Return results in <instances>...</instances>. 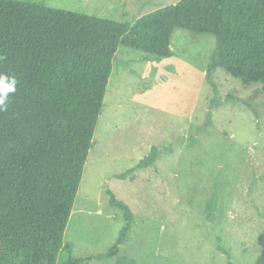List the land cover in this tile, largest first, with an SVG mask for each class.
Here are the masks:
<instances>
[{
    "label": "rangeland",
    "instance_id": "obj_1",
    "mask_svg": "<svg viewBox=\"0 0 264 264\" xmlns=\"http://www.w3.org/2000/svg\"><path fill=\"white\" fill-rule=\"evenodd\" d=\"M20 1L132 24L180 0ZM215 46L213 36L176 29L169 58L118 48L63 237L83 264L117 261L93 258L123 225L107 191L134 215L121 258L255 264L264 248V93L219 69L208 82ZM153 147L152 167L117 178Z\"/></svg>",
    "mask_w": 264,
    "mask_h": 264
},
{
    "label": "trees",
    "instance_id": "obj_2",
    "mask_svg": "<svg viewBox=\"0 0 264 264\" xmlns=\"http://www.w3.org/2000/svg\"><path fill=\"white\" fill-rule=\"evenodd\" d=\"M176 29L214 37L208 82L219 69L242 88L258 86L264 93V0H180L132 24L0 0V74L17 81L7 109L0 111V264L84 263L63 237L114 55L125 47L169 58ZM212 88L216 93L213 83ZM157 159L153 147L117 178L125 180ZM106 193L109 205L121 211L123 225L114 243L93 258L136 264L119 257L134 215L112 192ZM255 264H264V248Z\"/></svg>",
    "mask_w": 264,
    "mask_h": 264
},
{
    "label": "clouds",
    "instance_id": "obj_3",
    "mask_svg": "<svg viewBox=\"0 0 264 264\" xmlns=\"http://www.w3.org/2000/svg\"><path fill=\"white\" fill-rule=\"evenodd\" d=\"M17 81L14 76L0 74V111L7 109L8 94L15 91Z\"/></svg>",
    "mask_w": 264,
    "mask_h": 264
}]
</instances>
